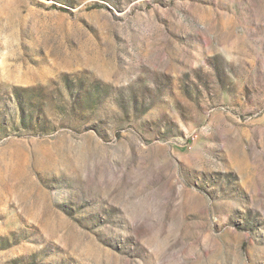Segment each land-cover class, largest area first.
<instances>
[{
    "label": "rangeland",
    "instance_id": "374dc122",
    "mask_svg": "<svg viewBox=\"0 0 264 264\" xmlns=\"http://www.w3.org/2000/svg\"><path fill=\"white\" fill-rule=\"evenodd\" d=\"M0 264H264V0H0Z\"/></svg>",
    "mask_w": 264,
    "mask_h": 264
}]
</instances>
